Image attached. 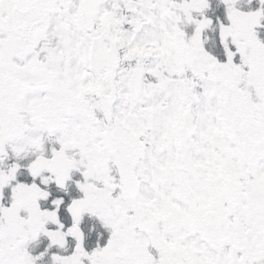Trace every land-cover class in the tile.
I'll use <instances>...</instances> for the list:
<instances>
[{
    "label": "snow or ice",
    "instance_id": "snow-or-ice-1",
    "mask_svg": "<svg viewBox=\"0 0 264 264\" xmlns=\"http://www.w3.org/2000/svg\"><path fill=\"white\" fill-rule=\"evenodd\" d=\"M0 264H264V0H0Z\"/></svg>",
    "mask_w": 264,
    "mask_h": 264
}]
</instances>
